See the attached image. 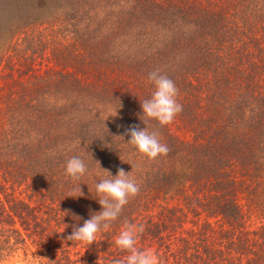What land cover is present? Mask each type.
I'll use <instances>...</instances> for the list:
<instances>
[{
	"label": "trees",
	"instance_id": "trees-1",
	"mask_svg": "<svg viewBox=\"0 0 264 264\" xmlns=\"http://www.w3.org/2000/svg\"><path fill=\"white\" fill-rule=\"evenodd\" d=\"M155 70L182 111L147 121L169 149L149 158L118 135L145 127ZM105 169L138 193L90 246L64 239ZM126 221L156 264H264V0H0V264H111Z\"/></svg>",
	"mask_w": 264,
	"mask_h": 264
},
{
	"label": "clouds",
	"instance_id": "clouds-1",
	"mask_svg": "<svg viewBox=\"0 0 264 264\" xmlns=\"http://www.w3.org/2000/svg\"><path fill=\"white\" fill-rule=\"evenodd\" d=\"M148 80L152 82L154 91L148 99L140 101L141 114L139 119L145 124V127L130 126L124 130L122 135L118 136L123 139L125 135L128 136L129 139L126 141L128 144L147 157L155 158L158 155L166 154L169 149L166 144L161 143L155 132L148 131L147 121L155 120L162 126L167 125L182 111V105L176 99L177 87L167 75L155 70L148 74ZM119 108H115L113 110L114 115L110 116H116ZM100 168L104 169L101 166ZM106 171L109 176L98 179L95 183L96 196H92L101 206L100 210L91 212L89 218L83 220L82 224L79 223L82 218L73 215L72 219L77 223L71 225L72 231L64 239L90 246L97 241L98 235L102 231L108 230L111 223L117 220L129 198L138 193L139 187L135 180L129 177V172L120 169L113 175L110 171ZM89 173V166L83 156L73 155L66 159L64 174L72 182L71 192L79 191L82 193L80 195L70 194L67 197L76 198L83 195L81 185L86 183L77 184L76 182L82 181V178ZM95 176H100V173H95ZM64 224L66 225L65 229L69 227L68 224ZM143 231V225L127 221L124 223L114 237V245L122 252H126L127 255L121 259H113L111 264H156V257L152 252L140 250L136 246L138 236Z\"/></svg>",
	"mask_w": 264,
	"mask_h": 264
},
{
	"label": "rangeland",
	"instance_id": "rangeland-1",
	"mask_svg": "<svg viewBox=\"0 0 264 264\" xmlns=\"http://www.w3.org/2000/svg\"><path fill=\"white\" fill-rule=\"evenodd\" d=\"M36 259V249L31 248L30 250L19 252L16 256L4 261L3 264H36Z\"/></svg>",
	"mask_w": 264,
	"mask_h": 264
}]
</instances>
